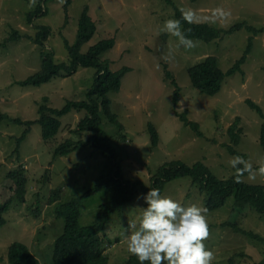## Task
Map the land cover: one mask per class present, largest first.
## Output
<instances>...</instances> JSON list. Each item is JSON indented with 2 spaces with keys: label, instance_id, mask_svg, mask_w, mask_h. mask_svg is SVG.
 <instances>
[{
  "label": "rangeland",
  "instance_id": "obj_1",
  "mask_svg": "<svg viewBox=\"0 0 264 264\" xmlns=\"http://www.w3.org/2000/svg\"><path fill=\"white\" fill-rule=\"evenodd\" d=\"M171 1L184 15L190 13L193 23H207L225 31L239 22L247 23L230 35L223 34L210 43L193 41V47L185 48L177 47L178 38L162 30L167 20L175 19V10L167 0H0V115L7 116L0 121V203L13 194L7 172L21 165L28 179L26 202L13 201L5 214V225L0 227V264H8V247L15 241L25 244L40 264H53L54 241L64 227V220L54 212L56 202L65 203L83 195L113 164L120 167L122 179L136 191L121 213L112 215L105 230V255L110 263H123L131 255L123 240L125 226L139 214V207L146 206L142 197L151 189L150 180L161 165L175 160L187 165L201 161L220 179L236 173L229 163L234 156L226 146L231 144L228 128L237 117L241 140L235 149L254 170V176L248 173L241 179L264 185V173L260 172L264 149L259 143L264 119L246 104L251 99L264 114V32L253 36L245 31L246 25H264V0ZM39 4L43 14L27 23V15L36 12ZM86 6L96 31L79 46V52L84 54L97 42L113 38L114 47L104 52L101 60L109 62L111 71L130 68L119 92L108 94L110 109L121 128L103 118V128L111 135L109 144L115 151L112 162L89 148L64 157L54 156L59 143L74 139L70 130L76 128L84 112L64 115L63 127L50 142L43 141L37 123L28 127L14 121H35L41 104L61 109L67 101L85 100L93 81L92 68L79 67L72 75L55 77L40 86H21L18 82L41 70L42 50L52 52L56 62L69 61L64 42L75 44L78 21ZM42 25L52 29L44 48L28 38L35 36L39 30L36 27ZM249 36L253 40L241 66L243 74L236 72L227 77L215 96L198 93L191 85L188 67L214 56L226 72L244 54ZM165 70L171 72L180 87L177 105L172 102L174 87L166 81ZM184 112L189 121L198 125L202 137L183 124L179 115ZM149 123L157 130L156 146L151 145ZM24 133L25 138L19 141ZM53 190H58L59 198L48 204ZM113 192L110 188L86 195L81 226L94 221L100 205L110 201ZM162 194L184 204L204 206L203 194L187 177L165 184ZM233 201L231 197L220 209L206 213L209 235L204 243L214 253L213 264H257L264 258V243L246 239L228 228L227 232L219 224L233 220L264 238V221L254 211L235 213ZM240 252L243 256H236ZM232 257L234 263H229Z\"/></svg>",
  "mask_w": 264,
  "mask_h": 264
},
{
  "label": "trees",
  "instance_id": "obj_2",
  "mask_svg": "<svg viewBox=\"0 0 264 264\" xmlns=\"http://www.w3.org/2000/svg\"><path fill=\"white\" fill-rule=\"evenodd\" d=\"M190 1L196 2L197 0ZM167 2L173 6L175 19L181 22L184 35L192 41L210 43L215 39L222 38L223 34L224 36L232 34L247 23L245 21V23L239 22L236 26L226 31L207 23H193L190 20L184 19V14L181 9L171 0H167ZM65 12L66 8L64 7V14ZM39 14H43L41 13L40 4L36 12L27 15V23L33 22V18ZM67 18L68 16L65 15V20ZM36 28L39 30L35 36L30 35L28 38L44 48L46 38L52 34V29L48 25L37 26ZM95 31L96 25L88 14L86 6L78 21L75 44L70 45L66 40L64 42L69 52V61L67 63L56 62L54 61L52 52L42 50L41 70L27 79L18 82L21 86H40L55 77L72 75L79 67L92 68L94 69L93 81L91 87L86 92L85 100L67 101L61 109L50 108L41 104L37 110L38 118L35 121L23 122L19 118L14 119V121L19 124L23 123L28 127L32 123H37L41 128L43 141L50 142V140L55 139L63 127L61 118L64 115L72 111L84 112L76 128L70 130L75 135L74 139L67 138L59 143L54 149V156L64 157L79 149L89 148L93 152H99L112 162L115 151L109 144V140H112L110 138L111 135L103 128V118H109L112 126L121 128L122 125L117 115L110 109L111 101L108 98V94L119 92L123 76L130 71V68L123 67L120 70L111 71L109 62L101 60L102 54L114 47L113 38L97 42L89 47L84 54L79 52V46L88 41L94 35ZM245 31L251 32L253 36H257L264 32V25L258 27L246 25ZM253 36H249L248 45L244 54L226 72L222 71L219 67V58L214 56H206L196 64L188 67L187 73L192 87L201 95L212 97L221 91L227 77L232 76L236 72L243 74L241 66L245 62L246 55L252 46ZM11 40L10 38L9 41ZM164 73L166 81L169 80L174 87L172 102L174 105H177L180 87L169 70H165ZM43 100L46 101L47 99L44 98ZM246 104L260 118L264 119L263 111L257 103L251 99H247ZM179 116L183 124L194 130L197 136H203L199 131L198 125L195 122L189 121L185 112ZM6 117V115H0V121ZM238 120L239 118L237 117L234 123L228 128L231 144L226 146V150L230 155L234 157L241 156L244 159L245 156L235 149V146H238L241 140V128H237ZM147 130L151 138V145L156 146L158 143L157 130L151 123L148 124ZM26 133L23 134L19 141L25 138ZM117 139L118 137L115 140ZM121 139L125 140V136L122 135ZM259 143L264 149V122L261 125ZM239 167H242V165ZM233 171H236V169H233ZM25 173L26 170L19 165L6 174V177L13 184L11 187V193L13 192V194L5 202L0 203V227L5 225V214L10 209L13 201H18L19 203L26 202L25 194L28 179ZM247 174V172H244L242 175H239L236 171L230 177L220 179L201 161L187 165L182 161L175 160L163 164L157 169L150 180V186L151 188H159L162 192L165 184L168 182L187 177L191 179L192 184L198 187L199 192L203 194V207L207 209L206 213L220 209L226 204L229 198L233 197L234 212L235 210L242 211V213L244 211H254L264 221V185L245 183L241 178ZM130 185L122 179L120 167L117 164H113L108 173L102 174L94 185L83 195L65 203L56 202L54 212L57 218L64 220V227L61 234L54 241L53 264H113L109 262L103 249L104 241L108 240L105 230L112 215L121 213L122 208L134 199L136 191ZM110 188L114 190L112 199L100 205L96 217L90 225L81 226L79 219L81 207L86 195L98 193ZM147 191L144 193H147ZM59 195L58 190L51 191L48 204H53L59 198ZM219 225L223 227V230L228 228L235 234L246 239L250 238L264 243V238L260 234L240 227L233 220L222 222ZM228 229L227 232L230 231ZM236 256H243V253L240 252ZM7 262L8 264H40L28 247L18 241L12 242L8 247ZM229 263H234L233 257L229 259ZM119 264H139V261L134 255H130L126 261ZM145 264H148V262H145ZM257 264H264V258Z\"/></svg>",
  "mask_w": 264,
  "mask_h": 264
},
{
  "label": "clouds",
  "instance_id": "obj_3",
  "mask_svg": "<svg viewBox=\"0 0 264 264\" xmlns=\"http://www.w3.org/2000/svg\"><path fill=\"white\" fill-rule=\"evenodd\" d=\"M184 19L190 20L191 14L185 13ZM162 30L178 38L177 47L194 46L184 35L179 20H167ZM229 163L239 175L247 172L254 176L252 164L243 157L236 156ZM260 172L264 173V166ZM142 198L146 206L139 207V214L123 233L127 252L139 264H213L214 253L204 243L209 235L205 207L184 204L162 194L159 188L149 189Z\"/></svg>",
  "mask_w": 264,
  "mask_h": 264
}]
</instances>
